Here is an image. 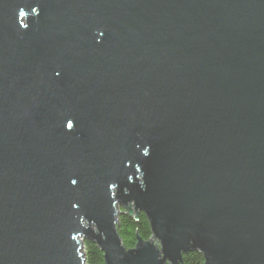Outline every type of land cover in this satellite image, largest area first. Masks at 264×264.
Masks as SVG:
<instances>
[{
  "label": "water",
  "instance_id": "1",
  "mask_svg": "<svg viewBox=\"0 0 264 264\" xmlns=\"http://www.w3.org/2000/svg\"><path fill=\"white\" fill-rule=\"evenodd\" d=\"M79 238L264 264V0H0V264H85Z\"/></svg>",
  "mask_w": 264,
  "mask_h": 264
},
{
  "label": "trees",
  "instance_id": "2",
  "mask_svg": "<svg viewBox=\"0 0 264 264\" xmlns=\"http://www.w3.org/2000/svg\"><path fill=\"white\" fill-rule=\"evenodd\" d=\"M119 211L117 234L126 250L134 248L136 237L143 241L152 239L149 222L143 213H138L137 219H135L129 216L124 208L120 207ZM82 250L85 264H104L103 255L93 239H84ZM180 264H204V260L198 251H192L182 256Z\"/></svg>",
  "mask_w": 264,
  "mask_h": 264
},
{
  "label": "rangeland",
  "instance_id": "3",
  "mask_svg": "<svg viewBox=\"0 0 264 264\" xmlns=\"http://www.w3.org/2000/svg\"><path fill=\"white\" fill-rule=\"evenodd\" d=\"M138 180H140V179H138ZM129 205H130V209H131L132 211H134L133 203H130ZM81 240H82L81 238L78 239L79 242H82V241H83V240H82V241H81ZM154 243H156V242L153 240V244H154ZM157 245H158V244H157Z\"/></svg>",
  "mask_w": 264,
  "mask_h": 264
}]
</instances>
